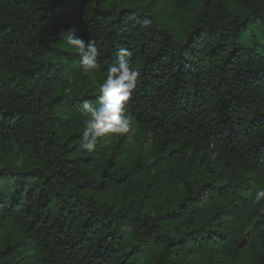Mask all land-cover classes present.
Returning a JSON list of instances; mask_svg holds the SVG:
<instances>
[{"label": "trees", "instance_id": "trees-1", "mask_svg": "<svg viewBox=\"0 0 264 264\" xmlns=\"http://www.w3.org/2000/svg\"><path fill=\"white\" fill-rule=\"evenodd\" d=\"M121 2L0 0V264H264V0ZM120 48L132 131L87 153L76 101Z\"/></svg>", "mask_w": 264, "mask_h": 264}, {"label": "clouds", "instance_id": "clouds-1", "mask_svg": "<svg viewBox=\"0 0 264 264\" xmlns=\"http://www.w3.org/2000/svg\"><path fill=\"white\" fill-rule=\"evenodd\" d=\"M152 21L144 18L141 24L148 28ZM62 47L73 51L78 56L79 68L84 74L105 71L98 57L101 52L95 41L85 40L74 31L62 33ZM134 52L128 48H120L116 60L106 69V78L98 85L94 101L78 99L77 110L84 115L83 127L79 129L80 142L77 148L93 153L103 146V141L115 136L123 138L132 131V117L127 113V106L141 78L139 68L132 67ZM71 86L63 89L65 96L71 97ZM89 93H83L87 97ZM210 147H212L210 145ZM218 153L213 152L214 159ZM258 211L264 214V190H257L252 200Z\"/></svg>", "mask_w": 264, "mask_h": 264}, {"label": "rangeland", "instance_id": "rangeland-1", "mask_svg": "<svg viewBox=\"0 0 264 264\" xmlns=\"http://www.w3.org/2000/svg\"><path fill=\"white\" fill-rule=\"evenodd\" d=\"M120 1H122L121 3H126L127 2V0H120ZM131 1H136V0H131ZM130 134L131 133H129L127 137H129ZM186 173H187V178H188V174H189V178H191L192 175L199 176V171H196V170H193V169H191V170L185 169L184 174H186Z\"/></svg>", "mask_w": 264, "mask_h": 264}]
</instances>
